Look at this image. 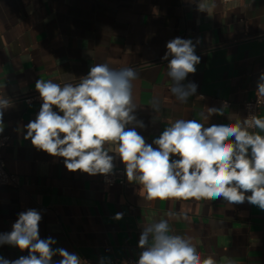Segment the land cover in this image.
Returning a JSON list of instances; mask_svg holds the SVG:
<instances>
[{"label":"crops","instance_id":"0c3cea01","mask_svg":"<svg viewBox=\"0 0 264 264\" xmlns=\"http://www.w3.org/2000/svg\"><path fill=\"white\" fill-rule=\"evenodd\" d=\"M207 3L215 5L208 13L198 10V0H0V95L13 101L3 116L0 136L9 135V141L2 154L7 169L22 182L20 188L0 186V233L11 232L19 213L36 209L42 216L39 237L53 238V249L93 264H124L125 257L138 258L142 251L143 225L164 218L170 234L191 237L202 258L264 264V211L247 201H146L137 183L106 187L100 174L69 172L63 158L37 150L24 138V126L35 119L41 103L22 95L36 90L38 79L77 83L98 63L139 73L133 95L144 127H127H135L154 148L153 140L178 119H195L205 127L244 119L243 103L264 72V36L258 37L264 34V0ZM177 37L192 39L201 58L197 71L183 81L198 86L185 103L170 92L168 61L162 59L167 42ZM213 107L224 114L205 121L200 113ZM258 116L264 118V105ZM106 147L115 156V168H125L114 153L117 146ZM116 213L123 218L115 220ZM28 254L0 245V256L8 260ZM61 259L54 256V264Z\"/></svg>","mask_w":264,"mask_h":264},{"label":"clouds","instance_id":"9594fccd","mask_svg":"<svg viewBox=\"0 0 264 264\" xmlns=\"http://www.w3.org/2000/svg\"><path fill=\"white\" fill-rule=\"evenodd\" d=\"M214 6L207 0H198L197 4L199 11L207 13ZM166 48L162 59L168 61L170 92L177 101L185 103L196 94L198 86L183 81L197 71L201 58L196 55L192 39L174 38ZM138 77L132 67L117 69L98 63L77 83L61 85L38 79L35 89L42 103L35 119L24 126V138L30 139L37 150L63 158L69 172L90 176L113 173L115 156L109 154L106 145H116L114 153L125 166L128 182L140 186L146 201L222 198L230 205L247 201L264 211V135L250 131L264 132V118L252 114L250 118L209 127L195 119H178L153 140L157 146L154 148L135 127H127H144L135 115L138 106L133 81ZM256 93L264 96V72ZM10 107L13 101L0 95V133L4 131V112ZM152 107L159 111L158 102ZM213 114L223 115V109L207 108V114L201 112L200 116L207 121ZM123 215L116 213L114 219L120 220ZM174 215L167 213L168 218ZM41 219L39 211L28 209L18 214L11 232L0 233V245L29 253L15 260L0 256V264H54L56 255L62 257L58 264H86L75 253L53 249V238L40 239ZM171 231L169 219L145 223L138 242L142 251L136 264H218L213 256L202 258L191 237L170 234ZM227 264L235 262L228 259Z\"/></svg>","mask_w":264,"mask_h":264},{"label":"built area","instance_id":"2783aa9c","mask_svg":"<svg viewBox=\"0 0 264 264\" xmlns=\"http://www.w3.org/2000/svg\"><path fill=\"white\" fill-rule=\"evenodd\" d=\"M262 36H264V34L258 35V37H262ZM256 90L257 88L255 89L253 96L247 99L243 103L244 112H245L244 119L247 117L250 118V115L252 114L258 116L261 106L264 105V96H259L256 93ZM22 98L26 101L37 100L38 102L42 103V101L39 98V93L36 90L23 94ZM8 141H9V135L4 134L0 136V186L10 185L15 188H20L22 186L20 176L17 173L11 172L7 169L5 159L2 154V148L8 143ZM101 181L103 185L106 187L114 183L121 184L122 186L127 185L125 168L117 167L114 168L113 173L111 175L109 176L101 175ZM81 259L85 261L86 264H93L87 258H81ZM138 259L139 257L135 258L128 256L125 257L123 261L124 264H136Z\"/></svg>","mask_w":264,"mask_h":264}]
</instances>
